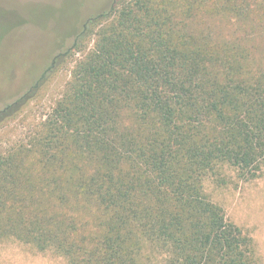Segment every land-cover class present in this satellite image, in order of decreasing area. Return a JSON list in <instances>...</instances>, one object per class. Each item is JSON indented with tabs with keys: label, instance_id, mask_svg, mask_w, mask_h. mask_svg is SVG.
Instances as JSON below:
<instances>
[{
	"label": "trees",
	"instance_id": "16d2710c",
	"mask_svg": "<svg viewBox=\"0 0 264 264\" xmlns=\"http://www.w3.org/2000/svg\"><path fill=\"white\" fill-rule=\"evenodd\" d=\"M91 35L46 117L0 153V242L68 264H263L205 181L264 168V0H113L0 124Z\"/></svg>",
	"mask_w": 264,
	"mask_h": 264
},
{
	"label": "rangeland",
	"instance_id": "374dc122",
	"mask_svg": "<svg viewBox=\"0 0 264 264\" xmlns=\"http://www.w3.org/2000/svg\"><path fill=\"white\" fill-rule=\"evenodd\" d=\"M112 3L113 0H0V110L29 92L54 57L71 46L86 19ZM93 40L91 35L85 52L68 55L21 109L0 124V153L25 139L46 117L64 92L73 65L92 47ZM205 185L223 206L227 218L252 236L264 264V168L251 179L238 178L229 171L223 179L206 180ZM0 264L68 262L50 250L39 251L7 238L0 242Z\"/></svg>",
	"mask_w": 264,
	"mask_h": 264
}]
</instances>
